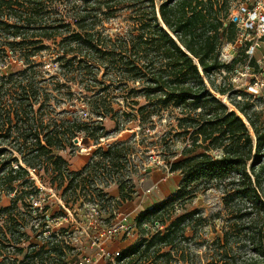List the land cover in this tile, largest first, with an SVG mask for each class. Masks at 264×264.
<instances>
[{
    "label": "trees",
    "instance_id": "trees-1",
    "mask_svg": "<svg viewBox=\"0 0 264 264\" xmlns=\"http://www.w3.org/2000/svg\"><path fill=\"white\" fill-rule=\"evenodd\" d=\"M232 12L233 0H0V264L70 261L75 247L64 227L41 230V243L32 235L79 201L116 206L106 191L113 183L119 201L131 198L126 184L138 172L136 158L158 143L169 171L182 176L179 187L137 216L142 235L146 220L163 228L122 250L117 262L159 264L161 245L171 246L166 254L177 249L182 224L195 220L196 213L173 218L170 209L216 188L227 208L245 209L240 216L250 220L258 257L246 264H264V107L258 94L238 98L213 77L239 63L238 54L231 64L222 59L223 46L244 31ZM117 18L126 29L110 35L105 24ZM47 51L54 71L36 59ZM258 66L252 56L250 67ZM81 108L87 119H69ZM135 123L131 136L117 138ZM158 127L162 135L153 134ZM76 139L97 146L79 170L58 154L76 150ZM35 174L50 178L63 204L42 203Z\"/></svg>",
    "mask_w": 264,
    "mask_h": 264
},
{
    "label": "rangeland",
    "instance_id": "rangeland-1",
    "mask_svg": "<svg viewBox=\"0 0 264 264\" xmlns=\"http://www.w3.org/2000/svg\"><path fill=\"white\" fill-rule=\"evenodd\" d=\"M232 16L239 21L240 27L244 31L240 34L239 40L235 45L227 43L223 46L222 59L225 63L231 64L234 56L238 54L239 63L232 66L229 71L223 70L214 74L213 77L220 85L227 88L232 95L238 98L242 96V93L258 94L259 97L255 101L259 107H264V42L259 39L264 34V0H233ZM105 28L110 35H116L123 33L126 25L122 18H117L106 23ZM8 49L11 48L8 47ZM44 53L46 55L40 54V56L36 57L37 61L45 63L44 67L54 71L57 64L53 62V54L49 55V51ZM8 54L11 58L7 57V61L15 58L12 57L11 50L8 51ZM252 56L257 59V64L259 65L255 67V70L250 67ZM0 65L2 64L0 63ZM258 69L261 70L260 73L257 72ZM218 96L229 104L227 95ZM65 107L67 106L63 108ZM67 108L68 110L71 109V107ZM76 114L79 116L83 115L87 119L83 108L77 113L69 112L67 116L72 119L77 116ZM239 114L241 115V113ZM241 116L243 117V115ZM245 121L247 122V120ZM106 126L109 130L114 129L113 121L106 120ZM137 129L138 124L135 123L132 125V129L122 132L117 138H128ZM164 132L163 127H158L153 134L162 135ZM115 139L111 138L107 141L112 142ZM157 140L158 138H155V141ZM77 144L79 147L74 151L67 148L58 152L70 162V166L74 170L83 168L89 162L92 153L97 147L96 145L85 144V142H80L79 144V139ZM176 147H182V143H178ZM151 148L155 151L144 154L141 159L136 158L138 172L129 177L132 179V183L131 180H128L129 182L126 184L128 193H134L135 186L141 191L145 190L149 185L147 183V173L151 170L166 168V162L163 156L160 155V151L166 148L159 143L152 145ZM165 152H167V149ZM141 160L142 163H140ZM145 176L146 179L141 182V178H145ZM34 178L43 189L40 194L42 203H44L46 197L45 203L49 202L52 209L55 205L63 204L60 198L61 191L49 187L50 178L47 175H43V179H40V176L35 174ZM115 187L119 188L117 183L111 184L106 191L112 195L116 191ZM223 197L224 194L220 189L212 188L197 193L196 197L188 203L176 204L174 211H172V208L170 209L169 214L173 218L188 213H196V215L194 221L186 220L182 224L183 235L178 238L179 245L177 249L166 254L171 250V246L161 245L160 255L162 256L158 260L159 264H226V262L231 263L232 261L236 264H246L251 259L258 257L257 241L253 240V231L248 230L250 220L247 217L243 218V216H240L246 210L243 208V212L232 211L225 206ZM9 202L10 197H4L3 204H9ZM115 202L116 207L119 206V203L121 205V201L116 199ZM80 203L81 201L72 210L67 209V216L49 220V226L39 228L38 232L35 231L36 233L32 235L33 242L41 243L42 238L39 232L43 229L50 227L52 231L60 232L62 227H64V229L68 230L70 233L66 236H68L72 246L75 247V250L68 256L70 264H78V260L83 256L92 257L96 255L99 249L92 244V237L102 228L112 225L114 222L112 206L104 205L102 207L90 202L80 206ZM49 214L50 211L48 212ZM164 218H167V215ZM145 222L153 223L152 220H146ZM161 229L159 228V230ZM157 230L156 227L150 228L148 235L145 233L142 236L150 238L151 234ZM46 235L49 237L50 233ZM112 242L106 244L107 248ZM107 261L108 259L105 257L94 264H106Z\"/></svg>",
    "mask_w": 264,
    "mask_h": 264
},
{
    "label": "crops",
    "instance_id": "crops-1",
    "mask_svg": "<svg viewBox=\"0 0 264 264\" xmlns=\"http://www.w3.org/2000/svg\"><path fill=\"white\" fill-rule=\"evenodd\" d=\"M146 176L147 183L149 184L148 188L141 191L137 186H135V192L131 193V198L121 201V205L119 204L118 206L120 211L130 215V220L132 223L136 222V218L141 212L148 208H152L155 204L162 202L171 194H173L179 187L182 178L179 172H170L166 168L151 170ZM146 176L145 178H141V182H144ZM116 191V193L114 192L112 195L108 191L107 192L115 200H119L121 197L119 188H116ZM146 235H148V233ZM125 237L126 236L122 234L118 240L112 242V244H109V249L111 251L124 250L146 238V236H142L139 229L132 237H127L126 239Z\"/></svg>",
    "mask_w": 264,
    "mask_h": 264
},
{
    "label": "built area",
    "instance_id": "built-area-1",
    "mask_svg": "<svg viewBox=\"0 0 264 264\" xmlns=\"http://www.w3.org/2000/svg\"><path fill=\"white\" fill-rule=\"evenodd\" d=\"M113 215L114 222L112 225L102 228L96 235L92 237V244L96 245V247L99 249L96 255L92 257L83 256L78 260V264H94L101 258L103 259L105 257L108 260H111L113 264H119L117 262V257L121 255L122 250L111 251L109 248H107L106 244L118 240L122 234H124L126 237H132L137 232L138 226L136 222H131L129 214L120 211L115 205L113 206ZM143 226L148 230L155 227L156 229L163 228L159 221L153 223L144 222ZM69 233V231H66V234L69 235ZM123 262L124 261H122V263ZM66 264H70L69 261Z\"/></svg>",
    "mask_w": 264,
    "mask_h": 264
},
{
    "label": "water",
    "instance_id": "water-1",
    "mask_svg": "<svg viewBox=\"0 0 264 264\" xmlns=\"http://www.w3.org/2000/svg\"><path fill=\"white\" fill-rule=\"evenodd\" d=\"M77 142H78V139L75 140V143H77Z\"/></svg>",
    "mask_w": 264,
    "mask_h": 264
},
{
    "label": "bare ground",
    "instance_id": "bare-ground-1",
    "mask_svg": "<svg viewBox=\"0 0 264 264\" xmlns=\"http://www.w3.org/2000/svg\"><path fill=\"white\" fill-rule=\"evenodd\" d=\"M244 118V117H243ZM245 119V118H244ZM246 120V119H245Z\"/></svg>",
    "mask_w": 264,
    "mask_h": 264
}]
</instances>
